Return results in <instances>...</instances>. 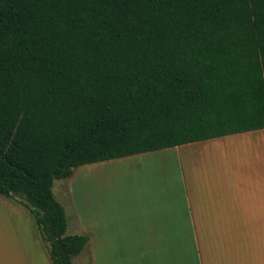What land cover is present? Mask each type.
I'll return each mask as SVG.
<instances>
[{
	"label": "trees",
	"instance_id": "16d2710c",
	"mask_svg": "<svg viewBox=\"0 0 264 264\" xmlns=\"http://www.w3.org/2000/svg\"><path fill=\"white\" fill-rule=\"evenodd\" d=\"M264 129V0H0V195L52 264L56 180L81 166Z\"/></svg>",
	"mask_w": 264,
	"mask_h": 264
},
{
	"label": "crops",
	"instance_id": "0c3cea01",
	"mask_svg": "<svg viewBox=\"0 0 264 264\" xmlns=\"http://www.w3.org/2000/svg\"><path fill=\"white\" fill-rule=\"evenodd\" d=\"M69 178L66 233L89 236L84 264H264V129L84 165ZM5 200L24 221L27 264H52L26 209Z\"/></svg>",
	"mask_w": 264,
	"mask_h": 264
},
{
	"label": "rangeland",
	"instance_id": "374dc122",
	"mask_svg": "<svg viewBox=\"0 0 264 264\" xmlns=\"http://www.w3.org/2000/svg\"><path fill=\"white\" fill-rule=\"evenodd\" d=\"M70 179L71 178L56 180L53 184V194L64 208H67L68 184ZM83 181L84 179L82 173L72 181L73 189L79 195H82L83 192ZM5 199V197L0 196V203L6 201ZM23 211L26 219L32 223L33 227H35V231L40 237V233L33 221V218L28 214V212H26V210ZM21 222H24L23 219H19L14 213L3 211V207L0 206V264H23L24 262L27 264L26 260L29 259L28 255L30 256L31 252L25 248V241L20 238L21 230L16 225L21 224ZM77 257V259L74 260V264H84L82 262V256ZM32 260L33 259H30L31 262Z\"/></svg>",
	"mask_w": 264,
	"mask_h": 264
}]
</instances>
